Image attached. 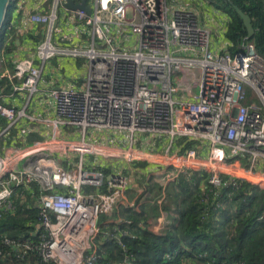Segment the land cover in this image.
I'll return each instance as SVG.
<instances>
[{
    "label": "built area",
    "instance_id": "obj_1",
    "mask_svg": "<svg viewBox=\"0 0 264 264\" xmlns=\"http://www.w3.org/2000/svg\"><path fill=\"white\" fill-rule=\"evenodd\" d=\"M48 1L28 13L31 24L44 27L34 31V54L0 72L12 84L0 102V220L22 201L38 208L35 238L0 234L1 259L28 257L31 264L33 253L37 264H101L99 242L111 240L123 256L118 264H135L128 230L100 222L124 199L131 178L85 159L118 156L114 141L128 147L118 148L129 162L159 152L191 161L192 170L207 171L215 197L240 180L261 184L247 174L264 175V57L253 40L245 36L234 53L228 45L216 50L198 15L170 0H87L90 13ZM56 57L84 61L83 87L39 86ZM48 126L50 138L29 141L36 132L46 136ZM63 127L82 139L69 145L59 137ZM139 138L149 143L138 148ZM181 164L159 174L172 181L186 171ZM202 192L200 202L213 206Z\"/></svg>",
    "mask_w": 264,
    "mask_h": 264
},
{
    "label": "trees",
    "instance_id": "obj_2",
    "mask_svg": "<svg viewBox=\"0 0 264 264\" xmlns=\"http://www.w3.org/2000/svg\"><path fill=\"white\" fill-rule=\"evenodd\" d=\"M218 8L225 10L230 17L226 35L231 42L229 49L234 53L245 36L247 28L241 16L232 4L238 5L249 14L255 28L251 40L257 52L264 57V0H215ZM15 0L10 1L8 14L0 33V60L15 46L16 29L7 30V25ZM10 38V43H7ZM4 61V60H3ZM11 69L13 65H8ZM12 93L9 78H0V102L3 96ZM10 105V103H8ZM37 133V132H36ZM33 133L29 141L40 140ZM193 143L187 144V148ZM185 149H182V151ZM144 165V163H137ZM106 172L111 168L101 166ZM207 171L181 172L165 186L150 181L146 186L149 196L140 208L118 203L113 212L103 214L100 222L110 221V225L119 224L128 230L124 240L134 254L135 264H264V188L247 180H240V187L224 186L220 195L215 197L213 188L207 181ZM264 185L263 180L251 178ZM39 193V184L33 185ZM88 189V188H87ZM205 195L212 200L213 206L200 202ZM162 197L161 202L158 199ZM138 202H140L138 200ZM219 202V205H217ZM168 212L170 223L164 233H155L149 228V219L157 215L158 207ZM38 208L34 203L22 201L16 213L0 220V234L14 238H35L34 226ZM31 223V224H29ZM106 251L101 264L116 263L123 260L121 251L113 241L99 242ZM178 252L176 255L175 253ZM205 253L206 256L200 254ZM167 255L172 258L167 259ZM31 264L36 263V255L30 254ZM25 260H3L0 264H27Z\"/></svg>",
    "mask_w": 264,
    "mask_h": 264
},
{
    "label": "crops",
    "instance_id": "obj_3",
    "mask_svg": "<svg viewBox=\"0 0 264 264\" xmlns=\"http://www.w3.org/2000/svg\"><path fill=\"white\" fill-rule=\"evenodd\" d=\"M170 2L175 8L191 9L198 15L200 24L213 32V45L216 50H219L222 45H228V47L231 45L230 40L227 35H225L228 27L225 25V21L227 20V17H229V14L225 10L218 8L216 5L219 4H217L215 0H170ZM39 3L40 2L37 0H15V7L9 21L15 23L17 37L15 38V46L10 48L9 52L4 54L2 53V59L0 60V72L5 69H11L8 65L14 66L16 60L32 56L34 54V48L38 43V38L34 31L41 25L31 24L28 21V13L29 11L35 10ZM42 28L44 30V27ZM38 31L39 33L43 32L42 30ZM10 38L11 37H9L7 43H10ZM83 62L84 61L82 59L76 61L66 57L52 58L45 64L39 86L41 88H50L52 86L83 87L85 83V75L87 73ZM5 101L7 102V100ZM49 127L50 126L45 127V129L48 128V130H46V136L39 132L36 133L39 135L40 140L51 137L52 129ZM59 137L67 142H75L82 139V133L72 127H63L59 132ZM148 143L149 140L143 142V140L139 138L137 141V147L140 148ZM140 151H148V149L142 148ZM159 151H161V149H159ZM75 156L79 159L80 154L78 153V155ZM86 156L87 155H85V159ZM165 157H173V155H164L161 152L156 154L142 153L140 158H138V160L141 159V161H125L123 162L125 166H122L118 161H114L115 158L110 159L109 161H87L86 163L88 165H94L97 162L98 164L109 165L111 167L115 165L119 169L125 171V173L131 178V188L127 190L130 195L127 196L125 194L124 199L120 203L140 208L141 203H143L142 198L146 201V198L150 194L146 190V186L150 181L158 182L163 186H165L168 182H171V180L165 181V177H162L159 174V172L166 171L170 168L176 170V166L173 165L175 161L165 160ZM98 158L100 160H106L104 157L98 156ZM139 162L144 163V165L137 164ZM190 162L182 161L183 165L187 166L186 169L184 168V171H190V169L192 170ZM138 178H140V180L137 181ZM138 200L140 202H138ZM161 200L162 197L158 199V202H161ZM169 223L170 217L168 212L160 206L158 207L157 215L149 219V228L155 233H164ZM196 264L202 263L197 261Z\"/></svg>",
    "mask_w": 264,
    "mask_h": 264
},
{
    "label": "water",
    "instance_id": "obj_4",
    "mask_svg": "<svg viewBox=\"0 0 264 264\" xmlns=\"http://www.w3.org/2000/svg\"><path fill=\"white\" fill-rule=\"evenodd\" d=\"M10 1L11 0H0V33L1 30L4 26L7 14H8V9L10 6ZM65 5L68 6L71 9H85L88 13L91 12V8L89 4H87V0H80V2L75 3L73 0H66ZM236 12L241 16L244 25L247 28L248 32V37L252 38L255 33V28L252 23V19L249 14L245 13L238 5L232 4Z\"/></svg>",
    "mask_w": 264,
    "mask_h": 264
},
{
    "label": "rangeland",
    "instance_id": "obj_5",
    "mask_svg": "<svg viewBox=\"0 0 264 264\" xmlns=\"http://www.w3.org/2000/svg\"><path fill=\"white\" fill-rule=\"evenodd\" d=\"M38 2H40L41 3V5H48V3H49V1L48 2H45L44 3V1L45 0H37ZM44 3V4H43ZM63 5H64V3H61V10L63 9ZM224 12V11H223ZM224 13H226V12H224ZM227 14V13H226ZM228 15V14H227ZM229 16V15H228ZM229 20H230V17H227V20L225 21V25L226 26H228V23H229ZM226 22H228V23H226ZM37 32H39L38 30H42L43 31V28L40 26V27H38V28H36L35 29ZM224 33H225V31H224ZM226 35V34H225ZM225 38V37H224ZM37 140H38V137L36 138ZM113 143V147L110 145V148L111 149H113V152H115V153H117L118 154V156H115V157H109V158H105L106 160H100L99 158H98V156H95V155H87L86 156V160L87 161H109L110 159H113V158H115L114 159V161H118L122 166H125L124 165V163L123 162H125V161H127L126 160V158H125V150L128 148V147H125V146H123V145H121V143L120 142H118V141H114V142H112ZM124 143V145H127V142H123ZM69 145H71V142L69 141ZM114 147H116V148H118V147H120L121 149H125V150H121L120 148H118V149H120L121 151H120V153H118V151H115L114 150ZM77 153V152H76ZM75 152H73L72 154H71V156H74V157H76L75 155H78V153L76 154ZM75 160L77 161L78 159L77 158H75ZM86 161V162H87ZM136 161H141V159H139V160H136ZM97 163V162H96ZM182 163V162H181ZM186 165H183V163L180 165V166H178V168H185L186 169ZM218 168H219V165L217 166ZM208 168V167H207ZM209 169V168H208ZM125 172V171H124ZM138 180H140V178H138L137 179V181ZM254 184H258V183H254ZM258 185H260L262 188H264V185L263 184H258ZM130 195L129 194V191L127 192H125L124 193V195Z\"/></svg>",
    "mask_w": 264,
    "mask_h": 264
},
{
    "label": "bare ground",
    "instance_id": "obj_6",
    "mask_svg": "<svg viewBox=\"0 0 264 264\" xmlns=\"http://www.w3.org/2000/svg\"><path fill=\"white\" fill-rule=\"evenodd\" d=\"M165 160L177 161L178 163L182 162V161H179V158H177V157H165ZM230 170H231V172H234V173H239L240 172V171H238L237 169H234V168H230ZM247 174H249L250 178H255V179H259V180H263L264 181V175L254 174V173H250V172H247Z\"/></svg>",
    "mask_w": 264,
    "mask_h": 264
}]
</instances>
